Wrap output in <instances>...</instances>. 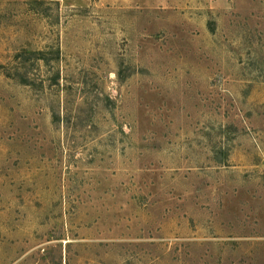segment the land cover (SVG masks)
I'll return each instance as SVG.
<instances>
[{"label":"rangeland","instance_id":"374dc122","mask_svg":"<svg viewBox=\"0 0 264 264\" xmlns=\"http://www.w3.org/2000/svg\"><path fill=\"white\" fill-rule=\"evenodd\" d=\"M0 264H264V0H0Z\"/></svg>","mask_w":264,"mask_h":264},{"label":"trees","instance_id":"16d2710c","mask_svg":"<svg viewBox=\"0 0 264 264\" xmlns=\"http://www.w3.org/2000/svg\"><path fill=\"white\" fill-rule=\"evenodd\" d=\"M22 56H23V53H21V55H19L17 58L20 59V57H22ZM39 56H44V53L43 52H39ZM9 76H12L13 77V75H9ZM22 82H24L25 84H28L26 80L25 81H22Z\"/></svg>","mask_w":264,"mask_h":264}]
</instances>
